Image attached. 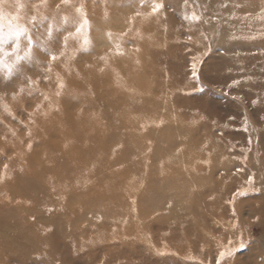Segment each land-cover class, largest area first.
<instances>
[{
	"label": "rangeland",
	"instance_id": "obj_1",
	"mask_svg": "<svg viewBox=\"0 0 264 264\" xmlns=\"http://www.w3.org/2000/svg\"><path fill=\"white\" fill-rule=\"evenodd\" d=\"M107 2L109 1L0 0V173L4 168H7L8 184L6 187L19 188L21 185L24 187L28 184L31 185L32 181L36 180L38 173L36 174L35 171L37 170L34 168L33 163L26 158L19 157L20 152L18 151L21 147L14 146L13 142H21V140H18L16 132L19 131L23 136H21L24 139L22 141L23 147L29 149L30 146L27 145L29 140L27 139L31 138L32 135V128L30 129V127L33 126L34 113L40 114V111H46L51 118L45 119L54 123L59 115L56 108H59L60 104L52 109L51 102H53V98L50 93L54 94L56 102L59 97V90L66 81H72V84L77 85V87L75 86L77 91L82 86V84L78 85L79 81L83 83V86L87 82L84 87L87 90L81 96L82 101H79L78 105L83 104L84 98L88 100L87 102L95 99V92L99 90L118 89L116 90L118 93L108 97L118 104H122V101L126 100L124 97L131 96L125 91L128 88V83L123 81L121 77L118 78L120 72L115 67L119 64L120 57L123 55L121 52L123 48H126L127 54L130 55L127 60L133 59L135 54L133 52H135L136 47L132 39L136 37L134 34L135 19H137V14L144 9L141 7L153 10V3L149 2L147 4L146 1L140 0H111L113 4V9H111ZM193 2L195 0H191V7L196 9ZM259 3L264 5V0ZM167 9L170 11L169 16H175L177 22L183 21L178 10L176 11L175 8L170 6ZM113 10H115V13H113ZM159 36L158 32L155 37ZM124 37H128V39L126 40ZM192 37L188 29H183L180 32L176 38L180 39L177 45H181L183 48L180 53L173 51L172 61L175 64L178 61L177 59L181 58L182 63L177 66L182 69L181 72H189V76L184 74L185 80L188 82L195 81L196 84L190 89H181L179 91L183 97L181 99H190L194 106L195 103L192 100L197 102L198 99L204 97L201 100L203 104L200 109L203 114L199 119L202 126L198 130V120L192 121L191 123L194 126H191L193 133L190 135H194L196 138L198 136L202 137L201 135L206 134L208 131L206 127L211 126L212 123L213 128L215 127L213 131L216 134L226 131V135L230 137L229 140H225L228 144L226 149L220 150L221 154H226V158L221 159L219 157V163L228 159L237 162V168H241L245 166L246 156L250 152L257 161L256 163H261V157L264 158V124L258 125L264 122V101L259 105L260 111L258 112L263 117L258 120L253 117L252 120L254 119V121L250 123L251 118L248 117L246 112L253 114L255 110L250 107V104L248 105L246 100L240 98L237 93L233 94L228 89L219 88L216 83L203 78L200 74L210 56H220L224 52L222 44L213 46L214 38H212L210 39L211 47L206 52V47L199 42L196 43ZM170 39L171 37L163 42L166 43V46L160 47L162 45L160 43L155 48L166 49L171 40H176ZM193 48H196V52L201 55L199 61L201 63L196 67L193 66L191 59L195 55L198 56V54L194 52ZM257 58H261L255 66V74L259 76V80L253 79L251 76L242 80L246 87L242 90L246 94H250L247 85L253 86L258 82L256 86L262 84L264 87V53L263 56L255 57V59ZM221 61L223 60L216 59L217 65ZM178 67H176L174 74L177 72ZM103 69L106 70L103 71ZM90 75L91 77H89ZM177 75L178 73L175 74L177 79H170L172 83L178 80ZM210 75L213 77L214 74ZM93 76L96 77V81L93 80ZM86 79L88 80L86 81ZM99 79L100 81H97ZM234 86L236 89H232V91H238L237 85ZM261 90L264 91V88H261ZM49 97L51 98L49 99ZM7 105L11 109H8ZM134 113H130L128 116L124 115L128 121L123 116H111L112 119L116 118V120L121 117L119 124L126 125L130 123L132 127L133 125L135 127H133V130L130 129L129 133L125 132L128 127L127 129L118 127L112 133V145L118 143L117 146L126 147L129 151L126 152L128 159L135 155L134 151L132 153L134 146H131L132 144L129 142L131 139H129V136L131 137L129 134H138L137 138L139 135L140 137H146L151 127L149 126L150 121L145 117H136ZM211 115H214L215 118ZM129 116H131L130 119H128ZM227 116L230 121H234L233 124L229 120L226 121L229 124H225V121L220 119ZM45 119L37 124V127L39 125L42 130L45 126H49V124L45 125ZM109 119L103 121H108L111 124V119L110 121ZM179 119H181V116L174 118L175 121H179ZM216 119L219 123L214 126ZM153 122H159L160 124L159 120H153ZM100 125L102 130L106 128V122ZM69 126L70 124L67 122H64L62 126L61 124L57 125L54 132L55 134L57 132L56 136L47 137L55 140L60 133L63 136L70 132L68 130ZM57 127L59 131L62 129L60 133H58ZM252 131L254 132L253 135L250 133ZM45 132L46 130L44 132L40 131V140L45 138ZM103 132L105 131L103 130ZM119 135L128 138L129 143H125L124 146L118 137ZM184 139L185 137H181V135L175 136V141H178V144H181ZM54 143H48V146H42V148L47 153L54 155ZM185 148L183 150L184 158L175 160V166H186L179 170L184 176L194 177L192 182L187 184L190 188L189 193H182L178 190L172 191L169 194V201L165 203L162 210L154 211L147 208L141 209L140 207L146 215L143 218L139 216L130 218L133 225L131 231H128L125 225L121 228L116 224H102L100 216L87 214V220H94L98 225L97 227L93 226L91 230L84 229L81 226L80 230L90 232V238L93 237V239L88 238L85 240V237H83V239L75 241L74 244L69 243L67 242L68 239L57 234V231L52 234L53 228L50 226L52 222L48 220V216L56 213V211H53L54 205L48 204L51 208H47L46 202L44 206L43 204L40 205L33 202L32 198L29 199L30 196L12 198L6 189L5 194H0V238L5 237L8 233H11L10 236L14 233L22 237L25 236V244L22 243L18 251L21 253L25 251L34 255H32L33 258L22 261L17 260V257H10L9 264H198L199 256L203 258L199 260V264H208L207 261L211 258L210 264H230L235 258H238L236 264H264V184L258 186L253 180H249L246 189L243 191L237 192L236 188L232 187L231 190L226 191V196L218 197V193H216V199L208 201L214 208L219 207L221 210L223 206L234 219L237 218L235 214L237 206L240 205L242 208V216L239 217L241 221L238 222L235 229L236 234L229 239L233 240L235 244L230 241L226 251L212 253V241L211 243H200L196 235H186L187 231H198V227L209 233V230L204 226L205 221L209 223L207 219L212 218V215L198 196V154L192 151L193 147L189 144H186ZM176 151V148H171L166 152L169 156V154L171 155ZM56 152L61 153L59 150H56ZM159 156L163 157L162 151ZM200 163V167L205 168V163ZM47 164H49L48 169H61V165L56 160H50ZM135 164L144 167L143 161L139 158L136 159ZM129 168L125 166L123 169L127 170ZM119 169L123 170L121 167ZM144 173L145 168L141 174L136 175L143 176ZM159 175L155 176L159 177ZM21 176L22 178H20ZM148 181L145 180L142 185L146 187ZM227 185L225 183L221 188H225ZM123 192L129 197H135L139 194L134 187L126 188ZM53 196L58 198L56 194ZM58 199L61 200L62 198ZM59 202L57 201V203ZM18 206L22 208L23 206H34L35 208L32 207V209L38 214V210L40 211L43 207L44 210L42 209L40 212L42 216L41 223H34L35 216L27 214V216L30 215L28 220L34 226L35 235L39 237H34L28 227H17L24 220L23 214L18 212L15 214V208H18ZM120 206L130 208L132 212L136 208L134 202L129 200L124 201ZM120 206H112L103 199L96 204V207L102 213L118 211ZM60 213L61 211L58 214ZM153 214L161 216L157 220H153L151 217ZM58 217L63 220L62 223H58V228L68 230L65 228L71 226L68 224L70 223L69 216L62 212ZM179 220L182 222L180 230L177 224ZM74 225L76 226L77 223ZM167 228L176 232L179 230L178 233L182 237L185 236L187 245H184L183 249L179 250L174 245L175 239L173 237H175L176 232H159V229ZM49 232L52 234L51 236Z\"/></svg>",
	"mask_w": 264,
	"mask_h": 264
},
{
	"label": "bare ground",
	"instance_id": "obj_2",
	"mask_svg": "<svg viewBox=\"0 0 264 264\" xmlns=\"http://www.w3.org/2000/svg\"><path fill=\"white\" fill-rule=\"evenodd\" d=\"M107 1H109L107 4L113 9L111 0ZM140 1H146L147 4L152 2L154 9L147 10L145 7H141L144 9L137 14V19H135L136 28L134 34L136 37L132 38L134 44H136L133 59L127 60L130 55L127 54L126 48L121 46L123 55L120 57L119 64L115 67L120 72L118 78L121 77L123 81L128 83V88L125 87V91L131 96L124 97L127 101L123 100L122 104H118L114 103L115 100L112 101L111 98H108L118 93L116 91L118 89L99 90L95 92V99L87 102L88 100L84 98L83 104L78 105V102L82 101L81 96L87 90L84 88L87 82L83 86V83L79 81L78 85L82 84V86L77 91V85L72 84V81H66L59 90V97L56 102L54 94L50 93L53 98V102H51L52 109H55L60 104L59 108H56L59 111L57 113L59 115L54 123L45 119L51 118L46 111H40L41 115L34 113L33 126L35 127H30V129L32 128V135L31 138L27 139L29 140L27 144L30 146L29 149L28 147H23V136L19 131L16 132L18 140H21V142H13L14 146L21 147V149L18 148L20 149L18 151L20 152L19 157L26 158L33 163L34 168L37 170L35 172L36 174L38 173L36 180L32 181L31 185L28 184V186L24 187L23 185L19 186V188L6 187L8 184V178L6 177L7 168H4L0 173V194H5L4 192L7 189L8 194L12 198L30 196L28 197L29 199L32 198L33 202L40 205L43 204L44 206L46 202L47 208H51L50 205H54L53 211H56V213L48 216V220L52 222L50 225L53 228L52 234L57 231V234L65 237L68 239L67 242L72 244L83 239V237H85V240L90 238V232L80 230L81 226L87 230H91L93 226L97 227L96 221L87 220V214L100 216L102 224H116L121 228L125 225L126 229L131 231L133 225L130 218L132 216L143 218L146 215L141 209L162 210L165 207V203L169 201V194L172 191L178 190L182 193H189L188 190L190 188L187 184L192 182L194 177L184 176L179 170L186 166H175V160L184 158L183 150L186 149V144H189L193 147L192 151L198 154V196L211 212L212 218L207 219L209 223L205 221L204 227L209 230V233L198 227V231H187L186 235H196L200 243H211L212 241V253L224 252L227 250L230 241L235 244L233 240L229 239L236 234L235 229L238 222L241 221L239 217L242 216V208L240 205L237 206L235 213L237 218L234 219L223 206L220 210L219 207L214 208L208 201L216 199V193H218V197L226 196L232 187L236 188L237 192L243 191L246 189L249 180H253L258 186L259 184H264V158L261 157V163H256L257 161L250 152L246 156L245 166L241 168H237V162L229 161L228 159L219 163V157L221 159L226 158V154H221L220 151L226 149V145H228L226 141L230 139L226 135V131L216 134L213 131L215 127L213 128L211 123V126L206 127L208 131L206 134L201 135L202 137L198 136L196 138L194 135H190L193 133L191 131V126H194L191 123L192 121L198 120V130L202 126L199 119L203 114L200 109L203 104L201 100L204 97L198 99L197 102L192 100L195 103L194 106L190 99H181L183 97L179 91L184 88L190 89L196 84L194 83L195 81L188 82L185 80L184 74L189 76V72H181L182 69L177 66L182 63L181 58L177 59V63H172L173 51L180 53L183 48V46L177 45L180 39H176L183 29H188L195 42H199L206 47V52L211 47L210 39L214 38L213 46L222 44L224 52L220 56H210L204 68L201 69V72L199 70V72L203 78L216 83L219 88L228 89L231 93H237L240 98L246 100L248 105L250 104V107L255 110L253 114L246 112L248 117L251 118L250 123L254 121V119L252 120L253 117L258 120L263 117L258 112L260 111L259 105L264 101V91L261 90L264 87L262 84L256 86L258 82L253 86L246 84L250 91V94H246L242 90L246 88L242 80L248 76L259 80V76L255 74V66L260 62L261 58L255 59V57L263 56L264 53V5L259 3L261 0H195L193 3L196 9H193L190 4L191 0ZM168 6L175 8L176 11L178 10L183 21L177 22L175 16H169ZM113 13H115V10H113ZM128 32L130 33L131 31ZM158 32L160 36L155 37ZM170 37L176 40L170 39L171 41L166 49L155 48L160 43H162L160 47L166 46V43L163 42H166ZM124 39L127 40L128 37H124ZM193 49L196 52V48ZM201 51L204 52L203 49ZM196 54L198 56L195 55L191 59L195 67L201 63L199 62L201 59L200 53L196 52ZM216 59L223 61L217 65ZM176 67H178L176 73H178L179 81L176 80L172 83L170 79H177L175 77L176 73L174 74ZM105 70L103 69V71ZM210 74H214L213 77ZM93 80L96 81L95 76H93ZM97 81H100V79ZM235 84L238 91H232V89H236ZM121 96L123 95L121 94ZM118 97L120 96L118 95ZM7 108L11 109L8 105ZM39 110L41 109L39 108ZM133 112H135L136 117H145L150 121L149 126L151 127L146 137H140L139 135L137 138L138 134H129L131 135L129 140L124 136H120L122 135L120 133L118 137L123 142V145L130 142L131 146H134V149L131 148L132 153L134 151L135 155L128 159L126 156L128 149L126 147L117 146L118 143L112 145V133L118 127H125L126 129L128 127L125 132H130V129L133 130L134 125L132 127L129 122L126 125L119 124L122 118L120 117L116 120V118L112 119L111 116L118 115L125 118L124 115L128 116ZM37 115H39L38 118ZM178 116H181V119L175 121L174 118ZM211 116L215 118L214 115ZM107 118L111 119V121L109 119L111 124L105 121L106 128L104 127L105 129L103 130L105 132H103L100 124H104L103 120ZM44 119L45 125L49 124V126H45L42 130L39 125L37 127V124L38 122L40 124ZM220 119H223L225 124H229L226 122L229 120L228 116ZM153 120H159L160 124L159 122H153ZM64 122L70 124L71 128H69L70 126L68 127L70 132L62 136L60 133L62 129L59 131L57 127L58 133H60L59 138L56 137L55 139L54 137L55 140L49 139L47 136H56L57 132L56 134L54 133L56 126L60 124L62 126ZM233 122L230 121L231 124ZM218 123L216 119L214 126ZM263 124L264 122L258 126ZM64 126L67 127L66 125ZM45 130V138L40 140L39 133ZM252 132H250L251 135L254 134ZM176 135L185 137L181 144L175 141ZM52 142H55L54 147L51 145ZM48 143H51L49 145L54 148V155L47 153L42 148V146H48ZM171 148H176L177 151L171 155L169 154L170 159L166 151ZM56 150L61 151V153L59 154ZM189 150L191 149L189 148ZM208 150L210 151L207 152ZM161 151L163 152V157L159 156ZM127 155L129 156L130 154ZM138 158L143 161L144 167L135 164ZM50 160H56L61 165V169H48L49 164L47 162H50ZM200 162L205 163V168L200 167ZM125 166L132 168V170L130 168L127 170L123 169ZM120 167L123 170L119 169ZM144 168L145 173L143 176L136 175L141 174ZM155 175H159V177ZM145 180H149L146 187L142 185ZM225 183L228 185L225 188H221ZM132 187L139 194L135 197L126 196L123 190ZM145 188L146 190L144 191ZM54 194L62 199L55 198ZM102 199L112 206H120L124 201L129 200L134 202L136 208L132 212L130 208L120 206L118 211L102 213L96 207L97 202ZM57 201L60 202L57 203ZM32 207H14L16 209L15 214L18 212L24 216V220L17 227H28L34 237H39L35 235L34 226L28 220L30 215L27 216V214L35 216L34 223H41L42 216L40 212L43 207L41 209L39 207V214ZM60 211L69 216L68 220L70 218V223L68 224L71 226H65V229L68 230L58 228V223L63 221L58 217L61 214H58ZM160 216L153 214L151 217L153 220H157ZM76 223L77 225L75 226L74 224ZM177 224L180 230L182 222L179 220ZM178 231H172L169 228L159 229L160 233L176 232L175 237H173L175 239L174 245L180 250L187 243L185 236L183 235L184 237H182ZM10 235L11 233H8L5 237L0 238V264H9L10 257H17L16 259L19 261L31 258L33 254L18 251L22 243L25 244L26 237H22L17 233ZM201 259L203 258L199 256L198 264ZM237 259L232 260L230 264H236ZM211 260L212 258L207 261L208 264L211 263Z\"/></svg>",
	"mask_w": 264,
	"mask_h": 264
}]
</instances>
